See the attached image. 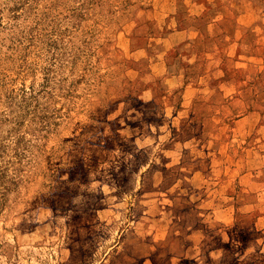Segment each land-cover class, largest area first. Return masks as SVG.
Listing matches in <instances>:
<instances>
[{"label":"rangeland","instance_id":"rangeland-1","mask_svg":"<svg viewBox=\"0 0 264 264\" xmlns=\"http://www.w3.org/2000/svg\"><path fill=\"white\" fill-rule=\"evenodd\" d=\"M0 264H264V0H0Z\"/></svg>","mask_w":264,"mask_h":264}]
</instances>
